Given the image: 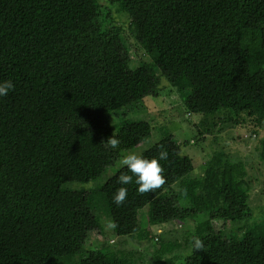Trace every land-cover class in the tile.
Instances as JSON below:
<instances>
[{
	"label": "trees",
	"instance_id": "trees-1",
	"mask_svg": "<svg viewBox=\"0 0 264 264\" xmlns=\"http://www.w3.org/2000/svg\"><path fill=\"white\" fill-rule=\"evenodd\" d=\"M106 4L0 0V83L14 86L0 97V264H144L149 247L152 264H264V218L252 217L242 165L218 148L193 177L191 159L168 148L169 131L150 143L149 121L108 127L117 110L158 98L164 79L184 113L200 116L199 134L217 126L220 111L247 114L264 130V0ZM112 10L129 21L143 53L136 64ZM112 136L116 149L106 143ZM161 145L168 159L160 188L140 194L135 177L119 184L131 175L122 166L103 178L128 152L151 159ZM91 181L100 184L71 187ZM122 186L128 194L117 206ZM260 195L264 202V180ZM172 222L182 245L164 240L161 227ZM130 238L147 247H117ZM195 238L202 249L193 250Z\"/></svg>",
	"mask_w": 264,
	"mask_h": 264
},
{
	"label": "rangeland",
	"instance_id": "rangeland-1",
	"mask_svg": "<svg viewBox=\"0 0 264 264\" xmlns=\"http://www.w3.org/2000/svg\"><path fill=\"white\" fill-rule=\"evenodd\" d=\"M100 5H107L106 0H100ZM111 15L112 23L124 30L129 44L128 51L131 53L132 62L136 61L139 55H141L140 57L143 56V53L138 51V45L129 33V21H125L114 10H112ZM133 64L136 63L133 62ZM160 83L161 91L158 98H145L134 107L117 110L110 118L112 120L108 127L110 129L116 128L121 121H149L153 128L150 143H154L160 139V134L164 130L169 131L173 137V143L169 144L168 148L191 159L194 168L191 173L193 177L202 176L205 162L211 158H215L212 152L221 148L226 153L225 156L230 158L228 162L231 164L239 163V165L243 166V170L246 173L245 180L249 185L246 191L249 196L252 217L258 220L264 218V202L260 195V187L264 180V159L261 157L262 151L264 150V130L258 126L254 127L251 123L252 119L247 114L235 116L231 112L220 111L216 114L217 120L215 119V123L217 126H214L210 130V133L201 131L203 133L201 135L197 130H200V128L195 127L201 120L200 116L192 115L188 117V114H185L182 97L174 89L171 90L164 79H161ZM234 122H237L238 125L235 126ZM220 128H222L221 131ZM128 153H136L139 155L140 151L134 150ZM120 167L121 164L118 163L116 167L109 169L103 178L112 177ZM193 177H191V180H196ZM99 184V181H91L88 184L73 183L71 187H74L76 190H89L92 186ZM221 225L216 224L214 228L217 230L221 228ZM161 228V232L163 230L166 231V235L164 236L165 241L172 242L176 240L180 245L183 244L181 243L183 241L182 228L177 223L172 222ZM226 228H229L228 225H226ZM145 229L146 227L139 224L141 233L145 234ZM149 230L154 235L156 234L157 228L153 227ZM105 231L103 230L104 233ZM157 235L159 236V231H157ZM91 237L98 238V240L101 238V241L103 240L96 233H92ZM137 240L139 242L130 238L126 239V241H120V243H118L119 241H115V243L117 242V247L124 252L130 249H138L140 252H143V249L147 247V243L140 238ZM136 242L137 244H135ZM184 252L185 248L181 246L180 249L174 251L173 255L176 253L177 256H180ZM145 254L148 255L145 258L144 264H152L150 263L151 254H153L152 248L149 247Z\"/></svg>",
	"mask_w": 264,
	"mask_h": 264
},
{
	"label": "clouds",
	"instance_id": "clouds-1",
	"mask_svg": "<svg viewBox=\"0 0 264 264\" xmlns=\"http://www.w3.org/2000/svg\"><path fill=\"white\" fill-rule=\"evenodd\" d=\"M13 84L10 80L0 83V97L8 95L9 91L13 89ZM112 149H116L119 145V140L113 136L109 138L106 142ZM161 150L158 152L157 156L151 159L146 158L142 155L136 153L126 154L120 161L122 167H124L127 172L131 175L121 174L118 177V183L121 185H129L133 183V178L135 177V184L138 186L137 191L140 194L149 193L155 189L160 188L165 183V178L162 175L163 166L160 163L168 159V152L163 146H160ZM128 194V189L126 187H120L116 193L113 195L112 202L117 206L122 205ZM112 227H115L113 224ZM204 247L203 242L195 238L193 242V250H200Z\"/></svg>",
	"mask_w": 264,
	"mask_h": 264
}]
</instances>
